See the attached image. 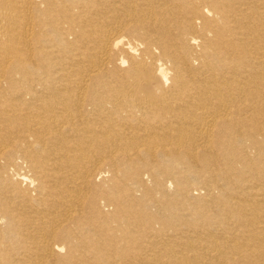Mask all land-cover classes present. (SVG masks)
Returning a JSON list of instances; mask_svg holds the SVG:
<instances>
[{"label":"bare ground","instance_id":"obj_1","mask_svg":"<svg viewBox=\"0 0 264 264\" xmlns=\"http://www.w3.org/2000/svg\"><path fill=\"white\" fill-rule=\"evenodd\" d=\"M0 264H264V0H0Z\"/></svg>","mask_w":264,"mask_h":264}]
</instances>
